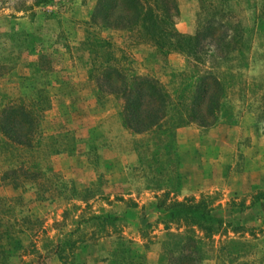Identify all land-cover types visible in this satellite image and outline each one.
Wrapping results in <instances>:
<instances>
[{
	"label": "rangeland",
	"instance_id": "obj_1",
	"mask_svg": "<svg viewBox=\"0 0 264 264\" xmlns=\"http://www.w3.org/2000/svg\"><path fill=\"white\" fill-rule=\"evenodd\" d=\"M175 1V31L194 35L199 20L210 16L205 2ZM95 4L0 0V112L23 105L35 115L30 147L0 133V264H105L120 245L157 264L164 231L155 205L168 188L163 171L137 162L151 160L156 143L152 134L124 129L121 101L98 91L86 31L111 43V65L125 78L154 79L173 103L190 94L198 77L221 83L216 123L175 132L180 187L168 200H206L226 209L264 193V35L255 30L261 0L219 4L218 20L228 33L238 28L240 43L230 53L229 40L220 53L209 46L198 61L176 51L161 56L135 31L89 28ZM257 204L240 221L254 228L256 240L242 237L255 245L253 261L264 251V201ZM103 215L115 219L112 226L96 220ZM238 236L228 230L213 237L214 249Z\"/></svg>",
	"mask_w": 264,
	"mask_h": 264
},
{
	"label": "trees",
	"instance_id": "obj_2",
	"mask_svg": "<svg viewBox=\"0 0 264 264\" xmlns=\"http://www.w3.org/2000/svg\"><path fill=\"white\" fill-rule=\"evenodd\" d=\"M202 1L210 16L199 20L192 36L179 34L174 29L173 19L178 13L175 0H96L87 23L91 29L135 31L136 37L152 45L161 56L176 51L198 61L205 48L211 46L220 53L224 45H228V40L229 53L235 51L241 38L238 28L232 26L228 33L227 26L218 20L219 4L232 0ZM214 3L218 6H213ZM255 30L264 35V0H261L255 16ZM86 42L93 65H98L93 80L98 91L121 101L119 116L122 127L133 135L152 134V141L156 143L151 160L138 159L137 162L139 166L147 165L148 169H154L156 174L163 171L164 185L168 188L163 199L155 205L157 223L162 225L164 231L157 264H201L208 259H213L215 264H262L264 251H258L261 254L259 261L249 259L255 253L252 251L255 245L242 237L246 234L251 240H256L254 228L245 227L240 221L243 212L253 215L257 203L264 201V193L256 194L245 207L242 203H232L226 209L212 207L206 200L177 201L167 198L169 194L177 195L180 187L175 132L189 123L201 128L216 123V114L224 94L221 83L210 75L198 77L190 94L177 95L178 99L173 103L154 79L136 75L127 79L122 71L112 66L110 42L87 31ZM238 53L242 54L240 50ZM186 98V104L179 101L184 102ZM34 130L35 115L32 109L18 105L1 110L0 133L11 143L30 147ZM143 146L146 147L147 143ZM151 185L158 188L156 183ZM96 220L101 225L112 226L115 219L103 215ZM171 226H175L173 231ZM228 230L239 236L226 238L214 249L213 237ZM105 264H145V260L143 256H134L128 248L120 245L109 253Z\"/></svg>",
	"mask_w": 264,
	"mask_h": 264
}]
</instances>
